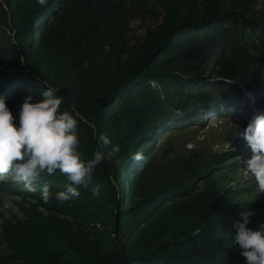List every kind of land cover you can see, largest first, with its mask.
Segmentation results:
<instances>
[{"label":"rangeland","instance_id":"rangeland-1","mask_svg":"<svg viewBox=\"0 0 264 264\" xmlns=\"http://www.w3.org/2000/svg\"><path fill=\"white\" fill-rule=\"evenodd\" d=\"M227 1V6L236 2ZM248 4L257 13H264V0H250ZM71 6L73 0H48L47 7L39 5L38 0H0V69L30 72L33 80L44 84V91L54 86L60 89L58 95L65 104L69 100L72 105L70 112L78 113L85 121L79 133L84 158H91L97 149L99 133L106 134L113 145L119 144L120 152L98 165L91 183L81 186L79 197L67 202L55 198V192L63 191L67 182L59 170L50 180L54 185L47 184L52 193L48 203L41 198L44 184L38 179L32 185L35 192H29L12 176L0 182L2 258L15 253L27 263L50 264L45 256L55 255L69 262L77 261L85 253L125 256L127 250L139 254L160 241L193 234L210 221L221 226L219 239L234 243V225L243 222L245 213H252L247 227L255 230L264 223V193H259L255 179L244 170V161L252 153L242 134L256 115H264L254 92L242 90L233 81L241 88L239 100L201 106L193 115L198 123L182 125L183 118L171 121L151 144L134 151V155L141 153L143 160L137 161L132 155L122 161L130 138L121 128L124 120L119 111L110 112L114 93L111 94L109 78L115 70L127 69L132 51L119 57L121 45L111 56L112 51L99 45L72 47L67 34L61 36L62 32L54 37L49 35L50 27L57 26ZM52 16L57 17L52 20ZM28 18H32L29 32L17 31L20 36L16 37V29L28 23ZM37 19L43 25L33 28ZM43 26L46 31L39 34ZM135 31V37L144 32L137 27ZM91 60L88 65L86 62ZM224 65L229 67L222 63L217 68H226ZM107 98L110 101L103 103ZM61 110L66 108L61 105ZM97 185L100 194L93 197L92 189ZM168 193L171 194L166 196ZM198 201L202 202V209L193 216L187 209ZM5 203L11 206L6 208ZM119 204L124 213L116 217ZM14 235L19 242L12 239ZM235 245L236 260L245 264L239 246Z\"/></svg>","mask_w":264,"mask_h":264},{"label":"trees","instance_id":"trees-1","mask_svg":"<svg viewBox=\"0 0 264 264\" xmlns=\"http://www.w3.org/2000/svg\"><path fill=\"white\" fill-rule=\"evenodd\" d=\"M235 1L227 6V0H73V6L58 25L50 27L49 35L67 34L75 48L99 45L112 51L113 56L123 45L119 57L127 50L132 51L127 69L115 70L109 78L111 94L114 93L110 112L119 111L124 120L121 128L130 138L122 161L151 144L171 121L183 118L182 125L198 123L199 119L193 115L201 106L239 100L241 88L254 92L257 106L264 109V13H257L248 4L250 0ZM52 17L54 20L57 16ZM28 20L20 24L16 33L29 32L32 18ZM34 21L37 25L33 28L43 25L40 19ZM134 24L144 31L142 36L135 37ZM44 31L46 26L39 29V34ZM222 63L229 67L217 68ZM19 71L0 69V97L5 99L17 125L24 98L31 96L32 102H38L44 92V84L33 80L30 72L27 75ZM204 72H208L207 77H197ZM117 75L120 77L115 81ZM200 85L203 87L199 88ZM68 101L65 104L64 100L62 106L70 111L72 105ZM109 101L107 98L103 103ZM80 117L77 116L79 133L85 127ZM53 175L46 179L48 175L42 173L37 179L50 186L54 185L50 182ZM201 203L191 204L187 210L197 215ZM123 210L119 204L116 217H121ZM219 227L217 222L210 221L193 234L160 241L139 254L120 247L127 255L85 253L77 261L69 262L55 255L43 256L48 257L50 264H239L235 258L236 245L219 239ZM12 239L20 241L15 235ZM50 242L56 247L51 239ZM13 250L17 252L16 248ZM19 259L15 253L4 259L0 254V264H31Z\"/></svg>","mask_w":264,"mask_h":264},{"label":"clouds","instance_id":"clouds-1","mask_svg":"<svg viewBox=\"0 0 264 264\" xmlns=\"http://www.w3.org/2000/svg\"><path fill=\"white\" fill-rule=\"evenodd\" d=\"M39 5L48 6V0H38ZM58 87H49L43 92L42 100L32 102V97L24 98L20 106L19 122L0 97V182L10 176L25 185L29 192H35L33 182L42 174L53 175L57 170L67 178L64 190L55 194L63 203L79 197V188L92 181L93 172L105 160H111L120 152V145H113L104 133L97 135V149L91 158H84L80 151V137L76 115L61 110L64 103L58 95ZM95 131V125H92ZM251 150V158L244 161V170L255 179L259 193H264V115H256L243 134ZM133 159L143 160L141 153ZM100 194V186L92 189V196ZM44 203H48L52 193L45 184L40 191ZM11 205L5 203V207ZM252 213L243 215V222L234 225V243L240 248L245 264H264V223L255 230L247 227Z\"/></svg>","mask_w":264,"mask_h":264},{"label":"water","instance_id":"water-1","mask_svg":"<svg viewBox=\"0 0 264 264\" xmlns=\"http://www.w3.org/2000/svg\"><path fill=\"white\" fill-rule=\"evenodd\" d=\"M157 52H158V51L156 50V52H154V53L152 54V56H154ZM152 56H151V57H152ZM207 74H208V72H204L203 74L197 75V77H207ZM219 79H226V78H219ZM233 80H234V79H233Z\"/></svg>","mask_w":264,"mask_h":264}]
</instances>
